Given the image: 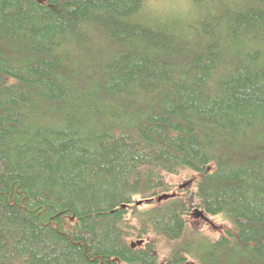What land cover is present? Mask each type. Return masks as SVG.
<instances>
[{
  "label": "trees",
  "instance_id": "trees-1",
  "mask_svg": "<svg viewBox=\"0 0 264 264\" xmlns=\"http://www.w3.org/2000/svg\"><path fill=\"white\" fill-rule=\"evenodd\" d=\"M165 1L0 0V264H264V0Z\"/></svg>",
  "mask_w": 264,
  "mask_h": 264
},
{
  "label": "rangeland",
  "instance_id": "rangeland-1",
  "mask_svg": "<svg viewBox=\"0 0 264 264\" xmlns=\"http://www.w3.org/2000/svg\"><path fill=\"white\" fill-rule=\"evenodd\" d=\"M168 5H175V0H166L165 6H168ZM194 177H195L194 173L184 171V172L179 173L178 175H173L172 177H169V181H171V184L176 189L178 186H181L180 187L181 191L185 192L187 188L191 190V188L193 187L192 185H190V183L192 182ZM189 190L186 191L187 192L186 194H188ZM190 218L192 219L195 225L199 226L203 234H205L206 236L210 238H214L218 236L220 232L227 229L228 227H231L227 221H224L220 217H216V216L208 217V221H205L202 218L195 219V217L192 218V216H190ZM155 244H156V251L158 252L160 257L162 259H166L167 254H168L167 244H165V242L160 241L159 238L156 239Z\"/></svg>",
  "mask_w": 264,
  "mask_h": 264
},
{
  "label": "water",
  "instance_id": "water-1",
  "mask_svg": "<svg viewBox=\"0 0 264 264\" xmlns=\"http://www.w3.org/2000/svg\"><path fill=\"white\" fill-rule=\"evenodd\" d=\"M179 187H181V186H179ZM166 197H167V195H162V196H159V197L157 198V200L159 201V200H161L162 198H166ZM136 204H141V201H137ZM192 214H193V216H194L195 218H202V219L208 221V217L205 216L204 213H203L201 210L197 209V208H194V209H193ZM141 243H142L141 240L136 241V244H138V245L141 244ZM131 245L134 246L135 244L131 243Z\"/></svg>",
  "mask_w": 264,
  "mask_h": 264
},
{
  "label": "flooded vegetation",
  "instance_id": "flooded-vegetation-1",
  "mask_svg": "<svg viewBox=\"0 0 264 264\" xmlns=\"http://www.w3.org/2000/svg\"><path fill=\"white\" fill-rule=\"evenodd\" d=\"M205 221H207V220H205ZM161 264H169V263L166 261V259H161Z\"/></svg>",
  "mask_w": 264,
  "mask_h": 264
}]
</instances>
